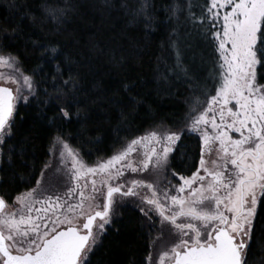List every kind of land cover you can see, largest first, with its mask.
Masks as SVG:
<instances>
[{
  "label": "snow or ice",
  "instance_id": "obj_1",
  "mask_svg": "<svg viewBox=\"0 0 264 264\" xmlns=\"http://www.w3.org/2000/svg\"><path fill=\"white\" fill-rule=\"evenodd\" d=\"M105 2L115 7L113 0ZM21 7L15 0L9 5L10 10ZM120 7L127 8V0ZM40 8L45 19L57 23L68 11L49 0H42ZM152 8V0H139L130 23L142 22L147 32L155 31ZM164 12L166 22L174 25L167 47L175 62L162 79L180 81L191 91L182 126L146 130L93 165L58 132L49 148L57 157L55 165L45 162L36 187L16 195L20 207L10 211L0 195V264H91L90 255L128 198H134L150 228L157 218L160 231L171 226L175 239L158 264H249L256 230L264 233V0H172ZM27 15L21 12L20 18ZM20 30L19 23L11 30L0 26V53L11 47ZM193 41L208 45L211 55L198 56ZM40 55L53 64V81L63 75L57 63L61 56L64 65L72 64L56 44L46 45ZM42 67L25 74L18 56L0 54V69L11 70L0 71V145L14 135L16 102L39 99L40 81L33 77ZM62 83L69 91L80 90L70 68ZM133 87L125 83L123 92L129 94ZM76 103L73 95L72 103L59 107L49 123L59 127L57 121L79 118V110L71 113ZM138 103L130 96L133 111ZM188 137L197 139L198 162L195 154L182 151L188 148L183 142ZM176 153L194 161L191 175L173 169ZM213 153L216 158L209 159ZM126 172L154 178L126 179Z\"/></svg>",
  "mask_w": 264,
  "mask_h": 264
},
{
  "label": "trees",
  "instance_id": "obj_2",
  "mask_svg": "<svg viewBox=\"0 0 264 264\" xmlns=\"http://www.w3.org/2000/svg\"><path fill=\"white\" fill-rule=\"evenodd\" d=\"M12 2L0 0V26L11 30L19 23L21 30L19 37L10 42L11 47L2 53L18 56L27 74H31V69L37 65L43 67L33 77L40 81L37 87L39 99L31 97L28 103L17 106L14 135L1 147L0 195L8 204L16 195L36 185L58 132L68 138L86 162L93 163L111 156L126 141L158 125L182 126L191 91L180 81L170 79L165 83L162 79L167 68L175 62L174 53L167 47L174 25L166 22L164 12L172 0H152L155 31L151 32L144 29L142 22L130 23L132 10L138 7L139 0H127V8L120 7L122 0H113L115 7H108L105 0H67V4L64 0H49V3L68 8L58 23L45 19L40 8L42 0H15L17 5H24L19 10L9 9ZM193 11L199 14V9ZM21 12L29 15L21 19ZM187 30L192 29L189 26ZM33 41H37V45ZM193 43L198 45V56L201 53L211 55L208 45L199 41ZM50 44L58 45L72 61L67 66L63 64V56L57 60L63 75L55 81L53 64L40 55ZM188 55L191 57L192 53ZM69 68L79 80V91H69L62 83L68 78ZM125 83L134 85L129 94L123 92ZM73 95L77 103L72 106L71 113L79 110V118L73 116L70 121H57L59 127L53 126L49 119L59 107L72 103ZM130 96L140 101L134 111L129 106ZM41 101H47V104ZM122 112L124 116H121ZM183 142L188 148L182 151L195 154L198 162L197 139L188 137ZM175 156L172 161L175 171L191 175L196 170L193 160L181 159L178 153ZM153 234L147 219L137 208L128 205L90 255L91 264H148ZM248 262L264 264V233L260 229L256 230L251 243Z\"/></svg>",
  "mask_w": 264,
  "mask_h": 264
},
{
  "label": "rangeland",
  "instance_id": "obj_3",
  "mask_svg": "<svg viewBox=\"0 0 264 264\" xmlns=\"http://www.w3.org/2000/svg\"><path fill=\"white\" fill-rule=\"evenodd\" d=\"M0 54H3V53H0ZM4 55H7V54H4ZM23 70V69H22ZM0 71H3V72H10L11 70L10 69H6V68H4V69H0ZM24 71V70H23ZM25 73V72H24ZM25 74H27V73H25ZM0 83H2V82H0ZM9 86H11L13 89H15V85H9ZM31 99V97H29V100ZM20 103H25L23 100H19V101H17L16 102V109H17V106L20 104ZM234 135H238V134H234ZM1 147H2V145H0V160H1ZM123 147V146H122ZM121 147V148H122ZM120 148V149H121ZM119 150V149H118ZM114 154V153H113ZM112 154V155H113ZM111 155V156H112ZM111 156H109V157H111ZM133 156H134V158L135 159H139L140 158V153L138 152V153H134L133 154ZM109 157H107V158H109ZM83 158V157H82ZM107 158H104V159H107ZM216 158V155H215V153H213L210 157H209V159H215ZM56 160H57V157L55 156V155H53V153H51L50 152V158H49V160H48V162L47 163H49V164H53V165H55V163H56ZM83 160H84V158H83ZM99 160H102V159H99ZM85 161V160H84ZM98 161V160H97ZM86 162V161H85ZM96 162V161H95ZM95 162H93V163H88V162H86L87 164H89V165H93ZM44 169V168H43ZM45 175L46 176H49V175H51V171L50 170H46L45 171ZM125 178L126 179H132V178H144V179H146V180H148V181H150L151 179H153L154 177H152V176H150L148 173H130V172H126V174H125ZM39 179H40V177H39ZM64 179H67L66 177L64 178ZM34 187H36V185L34 186ZM28 191V190H27ZM146 191V190H145ZM24 192H26V191H24ZM23 193V192H22ZM46 195H47V193H45ZM119 199V198H118ZM128 205H131V206H133V207H135L136 208V206H135V201H134V198H128L126 201H125V203H124V205L122 206V207H120V208H118L117 209V211L119 212V215H120V213H121V211H122V209L124 208V207H126V206H128ZM9 210L10 211H16L20 206L18 205V204H16L15 203V199H14V201L11 203V204H9ZM119 215H117L116 217H115V219L119 216ZM114 219V220H115ZM158 226V225H157ZM161 227H162V225L159 223V228L161 229ZM164 227V231H161L162 233H164L165 232V234H162V236L160 235V236H155L153 239H152V242H151V260L149 261V259H147L148 260V264H158V257L160 256V255H162L163 254V252L165 251V250H167L168 248H170L171 246H172V242H173V240L175 239V237L174 236H172V235H170V231H169V229L171 228V226L170 225H165V226H163ZM166 234H167V236H166ZM164 235V236H163ZM155 241V243H153Z\"/></svg>",
  "mask_w": 264,
  "mask_h": 264
},
{
  "label": "flooded vegetation",
  "instance_id": "obj_4",
  "mask_svg": "<svg viewBox=\"0 0 264 264\" xmlns=\"http://www.w3.org/2000/svg\"><path fill=\"white\" fill-rule=\"evenodd\" d=\"M158 225V226H157ZM153 238L155 237V236H162V234H165V232L164 233H162L161 231H160V228H159V222H158V218H157V223H156V226H155V228H153ZM164 236V235H163ZM166 236H167V234H166ZM151 255V251H150V253H149V255H148V258H149V256ZM149 263V262H148Z\"/></svg>",
  "mask_w": 264,
  "mask_h": 264
},
{
  "label": "water",
  "instance_id": "obj_5",
  "mask_svg": "<svg viewBox=\"0 0 264 264\" xmlns=\"http://www.w3.org/2000/svg\"><path fill=\"white\" fill-rule=\"evenodd\" d=\"M9 86V85H8ZM11 87V86H10Z\"/></svg>",
  "mask_w": 264,
  "mask_h": 264
}]
</instances>
